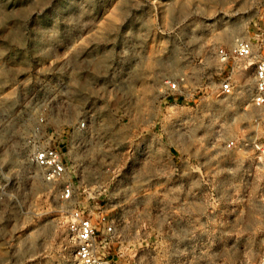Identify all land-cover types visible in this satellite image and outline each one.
Listing matches in <instances>:
<instances>
[{
    "label": "rangeland",
    "instance_id": "obj_1",
    "mask_svg": "<svg viewBox=\"0 0 264 264\" xmlns=\"http://www.w3.org/2000/svg\"><path fill=\"white\" fill-rule=\"evenodd\" d=\"M237 40L255 59L222 97L231 68L217 53ZM261 58L264 0H0V264H75L77 209L114 220L108 264H254L264 171L224 143L264 140L247 107ZM82 121L92 137L76 133ZM34 142L114 171L93 162L77 173L96 184L92 201L65 203L29 165Z\"/></svg>",
    "mask_w": 264,
    "mask_h": 264
},
{
    "label": "built area",
    "instance_id": "obj_2",
    "mask_svg": "<svg viewBox=\"0 0 264 264\" xmlns=\"http://www.w3.org/2000/svg\"><path fill=\"white\" fill-rule=\"evenodd\" d=\"M217 57L220 63L228 65L231 68V71L228 70L218 84V92L222 97H231L240 91L234 74L246 69L247 65L243 63L255 59L252 43L237 40L231 51L224 52L223 50H219ZM254 65V91L250 104L247 107H250L257 114V120L260 121L264 118V58L256 60ZM181 83L182 79L178 81L164 80L159 91L162 92L167 89L173 92L178 91ZM76 125L75 131L77 134L81 133V135L84 134L89 137L94 135V130H91L90 134L88 133L89 126H87L86 121H82ZM35 131L36 134L33 137V141H37L38 136H40L38 128ZM237 147L248 150L264 171V140L242 138L240 140H227L224 143V148L227 150H234ZM101 156H96V158L94 157L89 161L87 152L73 155L70 150L65 151L50 144L37 145L34 142L28 156V163L38 172L44 183L59 188V198L63 202L71 203L79 199V196H83V203H89L93 199L91 193L96 188V184L92 185L87 182L83 175L78 177L77 173L88 171L90 169L89 165L92 167L93 162H96L95 164L101 162L100 167L98 165L97 167L93 166L97 171H114L111 165L112 160L99 161L102 158ZM97 187L102 188L103 185L98 184ZM66 224L68 235L75 247V264L109 263L105 249L111 244L116 233L113 219L108 215H99L97 227L89 215H85L84 211L77 209L70 213ZM254 264H264V252Z\"/></svg>",
    "mask_w": 264,
    "mask_h": 264
},
{
    "label": "bare ground",
    "instance_id": "obj_3",
    "mask_svg": "<svg viewBox=\"0 0 264 264\" xmlns=\"http://www.w3.org/2000/svg\"><path fill=\"white\" fill-rule=\"evenodd\" d=\"M246 69H247V66H246ZM246 69H244L241 73H243V74H247V73H245L246 72ZM245 75H244V77H245ZM246 78V77H245ZM247 82H248V79L246 80ZM7 126H8V124H7ZM6 129V128H5ZM8 129H10V128H8ZM10 131V130H9ZM4 132V131H3ZM9 133V132H8ZM10 135V134H9ZM3 136V135H2ZM5 137V136H4Z\"/></svg>",
    "mask_w": 264,
    "mask_h": 264
}]
</instances>
